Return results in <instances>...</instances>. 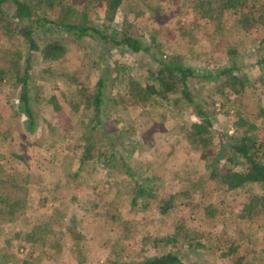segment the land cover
I'll return each mask as SVG.
<instances>
[{
  "label": "rangeland",
  "instance_id": "rangeland-1",
  "mask_svg": "<svg viewBox=\"0 0 264 264\" xmlns=\"http://www.w3.org/2000/svg\"><path fill=\"white\" fill-rule=\"evenodd\" d=\"M67 1L73 10L68 20L75 22L87 14L92 23L102 21L104 4ZM249 2L252 6L255 0ZM192 7L191 0H132L124 3L116 21L121 23L122 13L131 16L135 10L140 14L137 31L149 34L156 29L167 53L180 55L183 64L192 66L194 53L202 59L211 56V63L207 59L210 64L225 65L226 39L212 40L214 25L201 19ZM226 16L228 25H237L239 17L247 19L245 14L234 17L229 12ZM4 33L0 28V69H6L0 83V180L18 179L29 186L25 198V192L15 193L6 204L0 189V264H127L174 248L164 247V242L157 250L154 247L155 240L174 236L178 240L175 248L181 249L186 264H264V213L252 220L246 216L252 198L264 196V185L248 183L226 191L221 183L210 180L206 160L191 148L183 129L199 122L194 115L153 100L118 114L105 108L104 113L108 111L106 116L111 117L103 121L107 134L120 136L124 143L128 138V147L114 149L97 162L82 163L75 138L89 124L87 118L95 116L87 103L94 95L97 74L90 63L100 60L94 55L98 49L93 42L83 50L76 47L63 64L33 58L30 74L33 78L35 72V80L31 90L39 92L43 101L37 106L35 127L28 131L27 120L11 110L19 102L23 78L12 70L23 64L27 51L20 37ZM226 37L239 44L238 60L246 69L250 65V73L258 72L253 65L264 58V52L258 49L264 32L238 28ZM80 42L85 45L87 40ZM102 60V67L108 64L113 76H128L144 83L162 68L153 54L120 49L105 51ZM252 82L254 86L242 99L226 91V95L231 94L227 106L221 95L212 94V83L196 87L201 98L209 96V112L216 120L214 157L219 150L226 153L228 143L239 145L247 137L246 130L234 125L237 109L231 108L233 103L239 108L246 106L245 113L253 119L264 108V85L256 79ZM53 96L60 111L50 102ZM123 121L133 124L136 133H121ZM49 125L54 130H49ZM60 129L71 130L72 137L65 140ZM262 135L255 137L260 139ZM104 136L101 133L100 139L108 142L109 135ZM226 159L220 157L221 166ZM243 169L236 164L232 168ZM151 177L161 179L154 183L159 191L157 199L175 196L174 207L166 214L158 211L154 198L149 197L143 207L132 203V183ZM207 205H216L221 212L217 218L207 217ZM113 214L117 218L112 219ZM46 224L52 233L44 232ZM241 231L246 234L243 239L238 237ZM32 234L37 237L32 238ZM233 244L239 245V250L226 256Z\"/></svg>",
  "mask_w": 264,
  "mask_h": 264
},
{
  "label": "trees",
  "instance_id": "trees-1",
  "mask_svg": "<svg viewBox=\"0 0 264 264\" xmlns=\"http://www.w3.org/2000/svg\"><path fill=\"white\" fill-rule=\"evenodd\" d=\"M94 1L104 4L105 7L103 19L99 24L94 21L92 23L87 14L75 22L68 20L67 17L73 14V10L70 9L72 6L67 0H0V28L8 36L20 37L27 51L23 64L15 66L16 69L12 70L15 76L23 78L19 102L14 108H11L12 112L27 120V130L32 131L34 129L35 118L38 115L37 111H39L37 106L43 101L39 92H32L31 90V85L35 80V72H33V78L30 74V69H33V58L35 57L39 61L61 63L74 48L78 47L83 50L93 42L94 47L98 49V53L94 55L100 60L94 59L90 63L97 75L93 86V99H89L87 104L91 106L95 116L93 119L87 118L89 124L75 138L77 145L81 148L82 163L84 161L97 162V160L107 158L111 154L110 151L114 149L123 150L128 147L126 144L128 138L125 137L124 143L120 136L115 137L111 136V133L107 134L106 125L103 121L111 119V117L106 116L109 115L108 111L118 114V112L130 107H143L153 100L172 110L185 109L188 111L187 113L194 115L199 120V122H191L189 126H184L183 129H185L186 138L191 148L195 152H199L202 158L206 160L210 180L221 183L226 191L235 190L248 183L264 185V108L260 109L258 116L253 119L245 113L248 111L246 106L239 108L233 103L231 108L237 109L236 112L234 111L237 118L234 125L238 126L239 130H246L247 137L239 145L228 143V151L225 153L219 150L214 157L215 152H217V138H214L213 135L216 120L209 112V108L212 107L209 103V96L201 98L200 93L195 90L196 87L210 82L213 84L212 94L221 95L224 106H227L231 103L229 97L231 94L239 99L247 94L248 90L254 86L252 85L253 79H256L262 86L264 85V58H258L256 65H253L259 68L258 72L250 73L252 70L250 65L246 69L243 61L238 60L241 56L238 52L239 44L230 42L226 37L237 31L238 28L247 31L260 29L264 32V0H255L252 6H249L250 0H191L193 1V12L197 13L201 19H205L214 25L211 39H226L228 56L225 65H213L210 64L213 60L211 56L202 59L200 54L193 53L195 61L192 66L183 64L180 61V55L167 53L165 41L159 38L156 29L149 34L140 30L137 31V28L140 27V24L137 26L140 14L135 10L131 12V16L135 17L131 18V16H125L122 13L121 23L116 21L124 3L132 0ZM229 12L234 17L245 14L247 19L239 17L236 21L237 25H228L226 14ZM132 31L134 32L132 33ZM82 40H87V43L81 45L80 41ZM117 49L135 54H153L162 68L154 73V77H149L146 83L128 76H113L110 66L106 64L102 67L101 60L105 51ZM258 49L264 52V37L261 38ZM207 59L210 63L207 62ZM201 62L203 66L199 65ZM214 71L216 72L214 73ZM5 75L6 69L4 67L0 69V83ZM119 82L121 84H118ZM117 86L120 88L115 92ZM226 91L231 94L226 95ZM50 102L53 103L55 110H61L56 96H53ZM213 107H215V103ZM105 108H108V111L104 113ZM227 114H230V111ZM48 128L54 130L52 125H49ZM120 129L122 130L121 133L126 135L136 133L134 125L125 123V121L122 122ZM60 132L65 140L72 137L71 130L60 129ZM101 133L105 136L109 135L108 142L100 139ZM258 134H263L262 138L257 139L255 136ZM222 149H224L223 145ZM222 155L227 158L225 166L220 165ZM235 164L241 165L244 169L242 171L232 170ZM129 173L132 174L133 172ZM17 180H0V189L5 195L3 203L10 202L16 196L15 193L25 192L22 196L25 198L29 185ZM157 180L161 179L151 177L142 183L133 182L132 203L143 207L149 201V197L154 198L157 202L158 211L166 214L173 209L175 196L157 199L156 194L159 191L154 184ZM205 210L207 217L211 218H217L221 213L216 205H207ZM247 210L246 216L249 220L264 213V196L253 197ZM115 218H117L116 214H113L112 219ZM42 228H45L44 232L52 233L51 230L47 231L48 228L50 229V225L46 224ZM35 237H37L36 234H32V238ZM238 237L243 239L246 234L241 231ZM38 239L43 240L41 237ZM176 242H178L176 236L157 239L154 246L156 250L162 244L164 247L173 245L174 248L172 247L164 253L155 251L145 259L127 264H186L180 256L181 249L175 248ZM55 243L57 247H61L60 242L56 241ZM190 246L192 247V245ZM237 250H239V245L233 244L225 255H233Z\"/></svg>",
  "mask_w": 264,
  "mask_h": 264
}]
</instances>
